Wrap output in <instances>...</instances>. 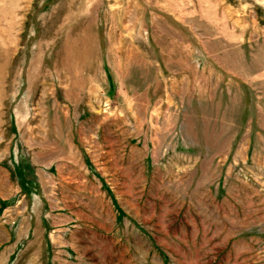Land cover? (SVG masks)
<instances>
[{
    "label": "rangeland",
    "instance_id": "1",
    "mask_svg": "<svg viewBox=\"0 0 264 264\" xmlns=\"http://www.w3.org/2000/svg\"><path fill=\"white\" fill-rule=\"evenodd\" d=\"M0 264H264V0H0Z\"/></svg>",
    "mask_w": 264,
    "mask_h": 264
}]
</instances>
